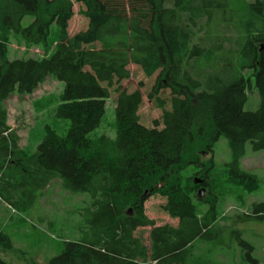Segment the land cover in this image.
<instances>
[{"label":"trees","instance_id":"1","mask_svg":"<svg viewBox=\"0 0 264 264\" xmlns=\"http://www.w3.org/2000/svg\"><path fill=\"white\" fill-rule=\"evenodd\" d=\"M74 1L87 22L69 33ZM237 13L228 0H0V202L12 213L31 209L55 178L89 195V233L64 241L46 263L31 264H205L194 258V243L215 233L219 197L204 170L209 195L196 199L208 207L198 216L191 195L197 184L183 171L223 136L231 152L228 182L253 189L258 179L239 159L247 142L264 149V0ZM12 35L42 46L43 55L9 58ZM130 64L146 77L156 74L146 92L160 110L151 126L140 118L143 82L132 90L122 84L132 77ZM48 74L64 82L55 115L70 124L65 134L45 127L36 149L25 150L3 101L32 93ZM252 81L259 104L245 110ZM112 92L115 137L90 136ZM155 193L165 197L161 207L176 225L156 226L145 215L144 202ZM246 215L264 220V201L252 202ZM144 226H152L147 244L134 234ZM238 244L259 263L250 242L238 235ZM0 248L14 249L2 231ZM0 264L12 263L0 256Z\"/></svg>","mask_w":264,"mask_h":264},{"label":"rangeland","instance_id":"2","mask_svg":"<svg viewBox=\"0 0 264 264\" xmlns=\"http://www.w3.org/2000/svg\"><path fill=\"white\" fill-rule=\"evenodd\" d=\"M249 1L252 0H228V7L239 14L246 10ZM82 8L80 3L73 2L74 14L69 20V33L85 27L87 19L81 12ZM31 20V16H26L22 25H27ZM52 30L47 53L54 47L56 28L53 27ZM6 48L9 58L41 56L44 53L42 46L28 47L19 35H12ZM128 68L132 72V77L123 80L122 84L128 90H132L137 87L138 81L143 82V87L140 88L143 93L140 118L146 126H151L152 120L160 117V110L147 98L146 92L156 74L146 77L134 64H130ZM63 88V81L48 74L32 93L13 92L3 101L7 109V123L19 135V147L29 151L35 150L47 126L59 134L66 133L69 120L55 115ZM258 104L259 97L253 89L252 81L244 109L255 110ZM114 108L115 93L112 92L105 101L100 123L90 136L105 133L111 138L115 137ZM197 156L200 164L190 165L183 171L184 175H190L193 184L198 183L191 193L197 214L201 216L208 207L206 203L196 199L207 198L209 195L207 185L195 181L196 179L203 181L202 172L206 169H210V176L214 179L212 191L219 197V207L218 219L212 228L215 233L202 243L201 241L194 243V258L196 260L199 258L205 264H252L245 256L244 247L238 244L239 235L253 246L251 255L258 260V264H264V220L246 215L252 210V202L264 201V149L253 150L251 143L247 142L244 155L239 159L240 166L255 174L258 179V185L253 189L230 185L228 182L226 164L231 160V152L223 136L219 137L210 150L204 147L198 151ZM164 202L165 197L160 193L148 196L144 202L145 215L156 226L165 223L176 225L177 219L170 217L162 209L161 204ZM88 204L87 193L66 189L59 178L51 180L46 189L38 194L31 209L12 213L0 202V231L11 237L14 246L11 250L0 248V256L12 264H31L32 260L46 263L49 258L61 252L64 241L80 240L89 233L84 224V210L89 207ZM151 227H140L134 234L139 235L147 244Z\"/></svg>","mask_w":264,"mask_h":264},{"label":"water","instance_id":"3","mask_svg":"<svg viewBox=\"0 0 264 264\" xmlns=\"http://www.w3.org/2000/svg\"><path fill=\"white\" fill-rule=\"evenodd\" d=\"M196 182H202L201 180H199V179H196L195 180ZM162 185V184H161ZM200 192H202V191H200ZM147 192H145V194H146Z\"/></svg>","mask_w":264,"mask_h":264},{"label":"flooded vegetation","instance_id":"4","mask_svg":"<svg viewBox=\"0 0 264 264\" xmlns=\"http://www.w3.org/2000/svg\"><path fill=\"white\" fill-rule=\"evenodd\" d=\"M198 184V183H197ZM201 185H204V183L202 182ZM131 212V211H130Z\"/></svg>","mask_w":264,"mask_h":264}]
</instances>
